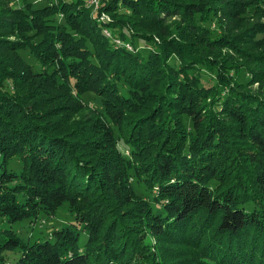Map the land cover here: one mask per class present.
Segmentation results:
<instances>
[{"label":"trees","instance_id":"16d2710c","mask_svg":"<svg viewBox=\"0 0 264 264\" xmlns=\"http://www.w3.org/2000/svg\"><path fill=\"white\" fill-rule=\"evenodd\" d=\"M98 2L0 0V264H264V0Z\"/></svg>","mask_w":264,"mask_h":264},{"label":"rangeland","instance_id":"374dc122","mask_svg":"<svg viewBox=\"0 0 264 264\" xmlns=\"http://www.w3.org/2000/svg\"><path fill=\"white\" fill-rule=\"evenodd\" d=\"M21 0H11V2H14L15 4L17 2H19ZM99 7L91 10V13H96L97 19H102V18H111L109 16V14H105L104 12L99 13ZM95 16V17H96ZM168 23H173L174 21H176V18H168ZM210 30L212 32H218V30L216 29L217 27L214 26L213 24H208L207 25ZM106 32V31H105ZM112 33V32H111ZM110 33V34H111ZM264 35V33H263ZM111 38L110 42H111V46L115 47L117 46L118 48H123L128 50V51H146L148 49L153 48L152 46V42H146L143 40H137L136 38L133 40V42L131 43V41L129 39H122L120 38L118 35L114 36V34H111ZM22 53V58H24L28 63L31 64L32 66V71H38L41 69L40 65L36 62V59L28 53V51L25 49L24 51L21 52ZM201 73H203V75H206L207 77H211V75L209 74V72H207L205 69H201ZM206 79V78H205ZM119 86H121L120 88L123 91H127V86L125 85L124 82H119ZM262 87H264V83L261 85ZM254 87H257V84H255ZM84 100H88L87 102L90 103L92 106L97 107L99 106L98 100L97 98L93 97V94H85L83 96ZM122 148V145L120 144V149ZM21 166V163L19 161V159L17 158H13L10 163H9V168L11 170H15L18 171L19 168ZM131 182L136 190V192L140 195H142L145 198H151V194L144 188V186H142V183L140 181H138L135 177H132ZM69 207L66 205V203L62 204V206L57 210V212L54 215H50L48 213L42 212L39 213L38 215H36L37 217L35 218H29V219H25L22 221H16V222H7V221H3L0 224V227H4V228H11V230L16 231L18 233V235L22 238H24L25 240L27 239L28 241H33L34 239L38 240H44V239H51L49 238L51 233L53 234V231L55 230V228L60 227L62 224H65V222H67V220H71L70 217V213H69ZM80 227V226H79ZM76 229H81V228H76ZM104 230H102L101 232H103ZM79 237L81 240H83L85 238V234L80 233ZM189 242V241H187ZM163 251H165L167 253V255H169L168 257V264H173V261H177L176 259H171L173 258L172 256H178V255H183L184 252L188 253L189 252H193L194 250L192 249V245L190 244H184V243H179V244H166V243H160L159 244ZM101 248V245L99 248H94V253L99 252ZM8 259H9V264H15V258L18 256L17 252H13V254H6ZM170 255H172L170 257ZM183 259V258H182ZM194 264H199L198 262H193Z\"/></svg>","mask_w":264,"mask_h":264},{"label":"built area","instance_id":"2783aa9c","mask_svg":"<svg viewBox=\"0 0 264 264\" xmlns=\"http://www.w3.org/2000/svg\"><path fill=\"white\" fill-rule=\"evenodd\" d=\"M100 0H86L87 5H89L91 8L95 9L99 6V2ZM108 19V18H106Z\"/></svg>","mask_w":264,"mask_h":264}]
</instances>
